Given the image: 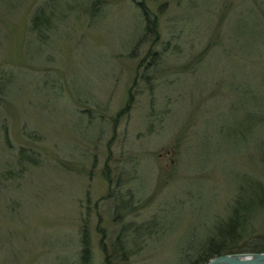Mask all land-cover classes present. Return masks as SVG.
<instances>
[{"label": "rangeland", "instance_id": "obj_1", "mask_svg": "<svg viewBox=\"0 0 264 264\" xmlns=\"http://www.w3.org/2000/svg\"><path fill=\"white\" fill-rule=\"evenodd\" d=\"M263 84L264 0H0V264L264 251Z\"/></svg>", "mask_w": 264, "mask_h": 264}, {"label": "trees", "instance_id": "obj_2", "mask_svg": "<svg viewBox=\"0 0 264 264\" xmlns=\"http://www.w3.org/2000/svg\"><path fill=\"white\" fill-rule=\"evenodd\" d=\"M53 9L54 10L56 9V5L54 2L50 3L48 6H44V7L40 8L33 15L32 22H31L33 31H37V30L42 31L45 29L48 30L52 27V21H53L52 16L54 17V14H52L54 12ZM147 32L150 34H153V32H155V30H154V28L150 27V25H149ZM2 89H3V87L1 88V90ZM246 94L248 97H250L252 95L251 89H249ZM262 97H263V99H262L261 111L264 115V84L262 87ZM251 112L252 111H250V113L248 112L249 117L251 116ZM262 120H263V124H264V116H263ZM251 188L254 190V185H252ZM260 194H261V197H260L261 201H263L262 203L264 204V186L260 187ZM228 242H229V239H227V238L221 239L220 242H210L209 246H208V247H210V249H208L209 250V252H208L209 256L206 257V259L204 260L205 262L204 263L195 262L193 264H207L211 259L216 258V257L221 256V255H224L222 252H223V249L225 248V245ZM253 252H264V251L258 250V251H253ZM89 254H90L89 249H85L83 251V264H90V255Z\"/></svg>", "mask_w": 264, "mask_h": 264}, {"label": "water", "instance_id": "obj_3", "mask_svg": "<svg viewBox=\"0 0 264 264\" xmlns=\"http://www.w3.org/2000/svg\"><path fill=\"white\" fill-rule=\"evenodd\" d=\"M207 264H264V252L224 254Z\"/></svg>", "mask_w": 264, "mask_h": 264}]
</instances>
